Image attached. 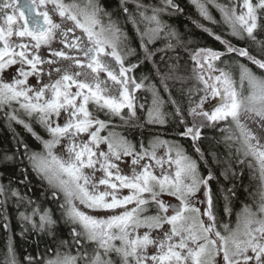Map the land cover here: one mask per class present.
<instances>
[{"label": "snow or ice", "instance_id": "1", "mask_svg": "<svg viewBox=\"0 0 264 264\" xmlns=\"http://www.w3.org/2000/svg\"><path fill=\"white\" fill-rule=\"evenodd\" d=\"M189 3L0 0V264H264V0Z\"/></svg>", "mask_w": 264, "mask_h": 264}, {"label": "trees", "instance_id": "2", "mask_svg": "<svg viewBox=\"0 0 264 264\" xmlns=\"http://www.w3.org/2000/svg\"><path fill=\"white\" fill-rule=\"evenodd\" d=\"M102 2L110 4L113 7H115L117 0H102ZM178 3H180L181 7L184 8V12L182 14L173 16L171 18L166 17V19H168V22L170 24H173L175 27H177L182 33L186 32L187 35H189L192 40L197 42L199 46L221 47L218 44V42L214 41L212 37H210L207 33L203 32L200 28L196 27L192 23V19L200 20L201 23H204L207 27L213 28L217 32L220 31V28L210 24L207 21L201 20L198 14L196 13L195 8L189 3V0H178ZM213 15H215L216 18L219 19V13L215 12V10H213ZM128 27L130 30L131 26ZM233 42L238 43L235 40ZM250 49L255 53L254 45H250ZM149 68L150 65H148L147 67L142 65L140 69L135 71L134 75L139 76L141 72L147 73ZM137 95L141 96L143 94L138 92ZM37 131H41V134H43L42 130L39 129L38 126H37ZM14 132L18 133L19 136L23 137L30 144H35L33 138L23 129L22 126L13 123L10 128L8 126V122L4 119L3 114H0V151L6 149L7 150L14 149V140H13ZM207 135L212 136L214 135V133L211 130H208ZM211 143L212 141H204V146L207 148ZM189 151H191V149H189ZM0 171L5 172V176H4L5 182H7L8 177L13 174L10 168L9 169L0 168ZM216 171L218 175L219 169H217ZM242 179L244 186H248L250 184V180L247 172H245V175L243 176ZM220 182L224 184L225 187L231 186L232 183V181H225L223 177H220ZM235 182L238 185V194L240 195V199L243 200L246 194L243 192V188L240 187V182L239 181H235ZM33 183L35 184V180H33ZM213 185L215 186V182H213ZM219 203L222 210L223 200H220ZM235 207L236 208L239 207L238 202L235 204ZM9 212L10 215L12 216V228L14 232H19L20 230L19 224L15 219V209L10 208ZM4 239H5V234L3 233V231H0V250L3 249ZM36 240L40 241V247L43 248L44 243L46 242L45 238L43 237L37 236L35 234H30L27 242L25 240H22L19 236L16 237V248L21 257H23V255L25 254V250L35 254L36 244L33 241Z\"/></svg>", "mask_w": 264, "mask_h": 264}]
</instances>
